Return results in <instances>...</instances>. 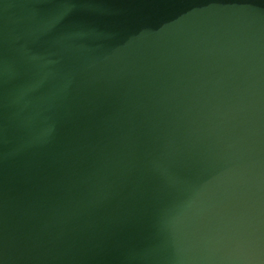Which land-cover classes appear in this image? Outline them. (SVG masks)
<instances>
[{"label":"water","instance_id":"1","mask_svg":"<svg viewBox=\"0 0 264 264\" xmlns=\"http://www.w3.org/2000/svg\"><path fill=\"white\" fill-rule=\"evenodd\" d=\"M0 264H264V0H0Z\"/></svg>","mask_w":264,"mask_h":264}]
</instances>
